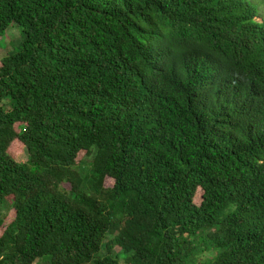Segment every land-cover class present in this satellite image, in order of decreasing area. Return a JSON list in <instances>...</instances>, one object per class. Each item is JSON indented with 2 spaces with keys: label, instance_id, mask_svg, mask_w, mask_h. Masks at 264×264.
I'll use <instances>...</instances> for the list:
<instances>
[{
  "label": "trees",
  "instance_id": "1",
  "mask_svg": "<svg viewBox=\"0 0 264 264\" xmlns=\"http://www.w3.org/2000/svg\"><path fill=\"white\" fill-rule=\"evenodd\" d=\"M260 15L0 0V264H264Z\"/></svg>",
  "mask_w": 264,
  "mask_h": 264
},
{
  "label": "rangeland",
  "instance_id": "2",
  "mask_svg": "<svg viewBox=\"0 0 264 264\" xmlns=\"http://www.w3.org/2000/svg\"><path fill=\"white\" fill-rule=\"evenodd\" d=\"M260 3V17L257 20L261 21L264 17V0H254ZM19 38V29L16 26L10 27L7 29L6 34L4 37H0V58L6 54L8 50H10V41H14L16 44L17 39ZM11 154L12 156L20 162H24L27 159V154L24 148L20 145L11 147ZM85 152L81 151L78 154V161L85 157ZM113 184V181L109 178L105 179V186L110 187ZM65 187L68 188V185L65 184ZM201 191L198 190L196 193L195 201L196 203L200 202ZM10 201L11 197L7 198V203L2 204L0 206V217L2 219V224L0 225V235L4 231L5 227L13 220L14 218V211L10 208ZM119 250L118 247L115 248Z\"/></svg>",
  "mask_w": 264,
  "mask_h": 264
}]
</instances>
